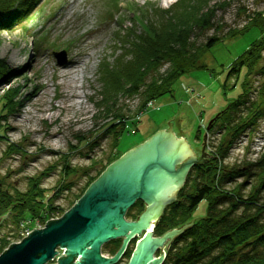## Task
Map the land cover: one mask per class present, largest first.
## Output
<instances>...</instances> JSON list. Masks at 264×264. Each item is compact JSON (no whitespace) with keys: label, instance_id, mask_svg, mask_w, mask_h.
I'll list each match as a JSON object with an SVG mask.
<instances>
[{"label":"rangeland","instance_id":"obj_1","mask_svg":"<svg viewBox=\"0 0 264 264\" xmlns=\"http://www.w3.org/2000/svg\"><path fill=\"white\" fill-rule=\"evenodd\" d=\"M176 1L169 4L163 0H40L32 16L23 22L28 30L23 31L19 24L0 29V61L15 73L0 83V96L18 84L24 96L19 109L1 120L6 132L5 138L0 140V179L12 192L15 188L25 190L29 177H40V186L47 190V197L55 192L50 201L58 207L44 221L34 219L30 227L27 221L21 222L19 238L14 236L15 225L11 220L7 221L0 227V237L8 234L9 243L19 242L27 231L61 216L77 201L80 197L76 198L77 195L88 180L97 178L121 154L159 129L167 132L170 127L177 138L183 136L196 158L202 154L203 137L207 133L203 157L206 158L204 161L209 158V150L218 133L208 130L217 111L241 91L242 72L232 89L223 90L222 84L230 63L253 39L252 29L222 39L208 48L201 57L206 68L188 71L174 82L172 93L153 98L140 110V95L118 98L116 104L124 116L123 121L112 129H103V124L110 119H105L97 110L98 65L103 57L112 53L115 44L120 46L115 41L116 32L122 28L119 22L130 26V10L148 4L166 8ZM226 1L229 4L215 13L214 28L194 31V44L243 26L244 9L250 12L264 9V0ZM50 13L51 17H48ZM35 30L46 31L47 39L59 46L55 50H65L67 61L64 64H56L52 49L32 56L34 35L30 32ZM73 66L76 71L71 73ZM259 66H264V50ZM262 80L263 76L257 70L249 75L250 97L254 96L253 91ZM199 127L202 140L195 138ZM115 133L118 136L114 141ZM9 143L20 144L25 153H5ZM263 154L264 117L258 120L252 134L245 132L238 138L224 162L246 164L255 174L259 166L246 162H258ZM243 181L246 183L242 190L247 193L256 176L236 177L226 183L225 188ZM259 202L264 203V187L260 189ZM143 209L137 213L136 207H130L124 219L136 220ZM205 211L206 202L202 200L195 211L196 217H201ZM261 216L264 217V213ZM109 247V243L102 247L103 255L108 257L112 253V250L107 253Z\"/></svg>","mask_w":264,"mask_h":264},{"label":"trees","instance_id":"obj_2","mask_svg":"<svg viewBox=\"0 0 264 264\" xmlns=\"http://www.w3.org/2000/svg\"><path fill=\"white\" fill-rule=\"evenodd\" d=\"M39 1L0 0V29H10L19 24L23 31L28 30L23 22L32 16ZM219 1L177 0L166 8L148 4L130 10V26L119 22L122 28L116 32L115 41L120 46L115 44L112 53L103 57L98 65L97 110L105 119H110L103 124V129H112L123 121L124 116L116 104L118 98L140 95V110L153 98L172 93L174 82L188 71L206 68L201 57L208 48L222 39L233 38L252 29L253 39L230 63L222 84L223 90L232 89L242 72L241 91L214 115L217 116L208 132H216L218 137L209 150V158L190 167L184 184L177 191V198L167 205L160 219L165 226L159 233L191 223L183 235L187 234L198 242L184 254V259H205L208 264H264V217L261 216L264 203L259 202L260 189L264 187V154L258 162H246L259 166L255 174L246 164L239 166L224 162L238 138L245 132L252 134L258 120L264 117V66H259L264 50V9L253 12L244 9L246 20L243 26L194 44V31L214 28L216 11L229 4L226 0ZM30 33L34 35L32 56L43 50L59 48L54 41L47 39L46 31ZM255 70L262 74L263 80L253 91L254 96L250 97L249 75ZM13 72L0 61V83L15 74ZM23 99L19 84L1 94L0 140L5 138L6 132L1 120L18 110ZM202 134L199 127L195 138L202 140ZM117 136L115 133L114 141ZM13 152L24 154L25 150L18 143H9L5 153ZM252 175L256 176V181L247 193L242 190L245 181L225 188V184L236 177L250 178ZM94 179L87 181L76 198ZM54 196L55 192L47 197V190L40 186V177H29L25 190L15 188L12 192L0 179V227L11 220L15 225L14 236L19 238L21 222L27 221L30 227L34 219L44 221L58 208L50 201ZM202 200L206 202V211L201 217H196L195 211ZM142 202L138 199L132 205L137 213L142 210ZM9 240L8 234L0 237V252L12 244Z\"/></svg>","mask_w":264,"mask_h":264},{"label":"water","instance_id":"obj_3","mask_svg":"<svg viewBox=\"0 0 264 264\" xmlns=\"http://www.w3.org/2000/svg\"><path fill=\"white\" fill-rule=\"evenodd\" d=\"M52 55L58 65L67 61L64 49L54 50ZM206 136L202 154L196 158L183 136L175 138L170 127L167 132L157 130L111 162L61 216L46 220L41 228H33L19 242H12L0 253V264H47L56 255L51 264L115 262L133 232L140 233L142 227L150 230L151 219L174 198L190 167L204 162ZM137 199L147 206L136 220L126 221L124 214ZM188 225L153 240L160 241ZM121 236V247L113 256L101 254V245ZM151 240L147 233L128 264H145Z\"/></svg>","mask_w":264,"mask_h":264},{"label":"flooded vegetation","instance_id":"obj_4","mask_svg":"<svg viewBox=\"0 0 264 264\" xmlns=\"http://www.w3.org/2000/svg\"><path fill=\"white\" fill-rule=\"evenodd\" d=\"M177 198V194L174 196L173 199ZM138 200V199H137ZM173 202L172 200L170 202H167L163 208L160 210L159 213L156 214L155 219H151L152 227L148 231L147 228L142 227L140 233H134L133 236L128 240V242L125 245L124 250L118 257V259L110 264H128L133 252L136 249V246L138 242L146 237V234L149 233L150 238L152 239L149 245V254L150 258L147 259L145 264H208L207 261L204 262L205 259H200L197 261H194V258L191 259H184V254L189 251L190 247L198 242L197 240H194L193 238L189 237L187 234L183 235V232L185 229L190 226V224L184 228H182L179 231H175L174 233H171L169 235H166L164 239H161L160 241L153 240L155 238H161L164 234L169 232L173 229H179V228H170L166 229L162 233H159L161 228L165 226V223L161 222V217L164 214L165 210L167 209V205L169 203ZM147 204L143 201L142 207L145 210ZM142 211V212H143ZM181 228V227H180ZM123 237H117L115 239H112L108 241L110 247L108 249V252L112 250V253L110 254V257L113 256L118 249L121 247ZM107 243H105L107 245ZM103 245L100 247V252L102 253ZM200 250H197L199 253ZM146 259V258H145ZM125 261V262H124Z\"/></svg>","mask_w":264,"mask_h":264},{"label":"bare ground","instance_id":"obj_5","mask_svg":"<svg viewBox=\"0 0 264 264\" xmlns=\"http://www.w3.org/2000/svg\"><path fill=\"white\" fill-rule=\"evenodd\" d=\"M163 1H166L167 3H171L172 2V0H163ZM71 69V73H74L75 71H76V69H75V66H73V67H70ZM166 132V131H165ZM176 134L173 132V136L175 137V138H177L176 136H175ZM186 145H187V147L189 148V146H188V143H187V141H186ZM189 150L192 152V150L189 148ZM176 190V189H175ZM152 227V226H151ZM148 230V229H147ZM130 232V231H129ZM133 234H134V232H133ZM132 234V235H133Z\"/></svg>","mask_w":264,"mask_h":264},{"label":"built area","instance_id":"obj_6","mask_svg":"<svg viewBox=\"0 0 264 264\" xmlns=\"http://www.w3.org/2000/svg\"><path fill=\"white\" fill-rule=\"evenodd\" d=\"M40 228H41V227H40ZM29 232H30V231H27V232H26V235H27ZM56 256H57V255H56ZM56 256H55V258L52 260V262L50 261V262H48V264L55 263Z\"/></svg>","mask_w":264,"mask_h":264}]
</instances>
